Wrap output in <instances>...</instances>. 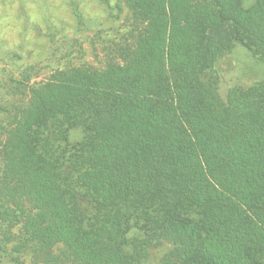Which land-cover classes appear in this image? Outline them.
Segmentation results:
<instances>
[{
  "label": "trees",
  "instance_id": "obj_1",
  "mask_svg": "<svg viewBox=\"0 0 264 264\" xmlns=\"http://www.w3.org/2000/svg\"><path fill=\"white\" fill-rule=\"evenodd\" d=\"M126 3L130 43L58 71L10 117L0 217L22 227L9 255L264 264V79L225 91L221 65L238 46L264 63V0Z\"/></svg>",
  "mask_w": 264,
  "mask_h": 264
},
{
  "label": "rangeland",
  "instance_id": "obj_2",
  "mask_svg": "<svg viewBox=\"0 0 264 264\" xmlns=\"http://www.w3.org/2000/svg\"><path fill=\"white\" fill-rule=\"evenodd\" d=\"M126 2L0 0V163L12 126L10 117L28 102L32 88L41 86L58 71L100 66L113 47L132 41L139 23ZM253 3L254 0H245L246 7ZM221 65L225 70V91L264 79V63L241 46L226 54ZM83 138L81 128L70 131L71 144ZM2 219L1 216L0 264H41L30 253L18 256L16 262L12 260L9 253L18 242L22 222ZM7 233L15 239L7 240ZM160 250L147 263L154 264Z\"/></svg>",
  "mask_w": 264,
  "mask_h": 264
}]
</instances>
